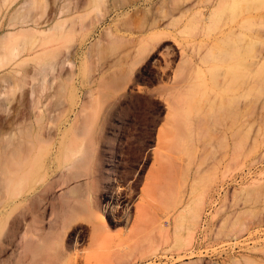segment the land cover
<instances>
[{
  "label": "rangeland",
  "instance_id": "374dc122",
  "mask_svg": "<svg viewBox=\"0 0 264 264\" xmlns=\"http://www.w3.org/2000/svg\"><path fill=\"white\" fill-rule=\"evenodd\" d=\"M2 1L5 6L7 0ZM25 1L15 0L4 11L1 5L0 170L2 159L23 144L30 131L41 141L51 139L53 147L50 155L43 158L39 154L44 161L39 159V166L33 168L43 170L47 165V173L45 169L40 172L47 174V180L32 185L37 180L33 172L39 174L40 169L32 171L33 182L12 200V215L0 234V264H33V254L26 248L30 242L44 246L45 251L37 254L40 258L36 255L43 264H124L127 259L125 264L197 260L196 264H229V260L233 264L237 258L242 259L239 264H245L242 256L264 264V0H31L35 6L21 11ZM191 5L194 9L185 13L190 10L185 6ZM182 6L185 9L177 10ZM17 10L22 13L16 15ZM13 17L15 25L8 27ZM21 22L38 30H54L32 40L43 44L40 50L30 43L36 34L27 41L19 37L17 42H29L30 47L16 42L18 47L28 48L21 53L27 60L6 66L2 37L20 29ZM143 39H148L144 48L149 49L138 57L136 45ZM29 48L38 52L29 55ZM70 88L79 96L76 102L70 101ZM171 108L178 110L177 116ZM78 111L88 114L87 118L82 115L86 121L81 117L85 124L89 122L85 134L79 131L81 122L73 124ZM163 130L175 146L170 166L176 176L157 166L146 182ZM70 140L83 146L93 159L91 187L86 178L63 185L68 172L61 164L64 154L56 155V151L63 148L61 141L69 147ZM74 188L78 189L76 195ZM142 189H146L145 200L140 199ZM89 197L92 216L83 215L85 219L68 230L62 247L72 214L78 207L86 212L83 203ZM161 197L160 209L156 202ZM75 198L77 208L70 206L71 211L75 209L71 214L68 207ZM138 202L147 211L142 220L136 218ZM195 206L203 207L205 216L193 229V254L188 253L193 258L180 260L183 253L173 248L174 237L170 236L175 225H183L187 210ZM14 216H26L27 225L18 229ZM180 216L181 225L176 220ZM103 217L109 230L102 225ZM234 222L244 223L241 226L246 230L218 239V229H229ZM95 224L100 227L96 233ZM199 225L204 229L201 232ZM223 231L218 234L227 232ZM201 234L203 239L197 243ZM164 237L168 239L165 243L161 242Z\"/></svg>",
  "mask_w": 264,
  "mask_h": 264
},
{
  "label": "bare ground",
  "instance_id": "6f19581e",
  "mask_svg": "<svg viewBox=\"0 0 264 264\" xmlns=\"http://www.w3.org/2000/svg\"><path fill=\"white\" fill-rule=\"evenodd\" d=\"M2 1V0H1ZM0 1V2H1ZM6 1V0H5ZM5 1H2L3 3H5ZM15 1V0H14ZM14 1L13 0H7L6 1V3L7 4H9V3H11V4H9V5H7V4H5V6L7 7V8H9L10 6H12L13 5V3H14ZM33 1V0H32ZM35 1V0H34ZM100 2L101 1H103V0H99ZM196 1V0H195ZM223 2V0H219V2L220 3H222ZM9 2V3H8ZM39 3L38 2V0L37 1H35V3ZM218 2V1H217ZM34 2H32L31 3V0H26L23 4H22V6H21V11H22V9H24L25 10V8H28V6H31L32 4L34 5L35 4ZM194 3H196V2H194ZM198 3L200 4V5H198V7L199 6H201V3H200V1H198ZM220 3H218V4H220ZM224 3V2H223ZM204 4V3H203ZM1 5L3 6V4L1 3L0 4V13L2 12V10H1ZM38 5V4H37ZM194 5V4H193ZM195 5H197V3L195 4ZM205 5V4H204ZM5 6H3V11H4V8H5ZM35 6V5H34ZM187 6V5H186ZM185 6V8H188V9H190V10H187V9H185V8H183V6H182V8L180 7V8H177V10H179V9H181L180 11H182L183 9H185L186 11H184L185 13L187 12V13H189L190 11H192L191 10V8L193 7V9H194V6H190V7H186ZM218 6H221V5H218ZM33 7V6H32ZM95 7H97V6H95ZM98 7H99V5H98ZM196 7V6H195ZM216 7V6H215ZM100 8V7H99ZM176 9V8H175ZM216 9V8H215ZM20 10H17L16 11V15H17V13H22V12H20ZM96 10H97V12H99V9H97L96 8ZM100 11H101V9H100ZM195 11H197V10H195ZM194 11V12H195ZM202 11V10H201ZM24 12V11H23ZM14 13V12H13ZM30 13V12H29ZM198 14L200 13V12H197ZM197 13H196V15H197ZM103 14V13H102ZM190 14V13H189ZM188 14V15H189ZM192 14H193V12H192ZM205 14V13H204ZM23 15V14H22ZM201 15V17L203 18L204 17V15H203V13L201 12V14H199V15H197L198 17ZM21 16V15H20ZM101 16V15H100ZM103 16V15H102ZM186 16H187V14H186ZM185 16V17H186ZM191 16V15H190ZM193 16H195L194 14H193ZM192 16V18H191V20L194 18ZM196 16V18L194 19V20H196L198 17ZM207 16H209V15H207ZM200 17V18H201ZM32 18V17H31ZM201 18V19H202ZM17 19V18H16ZM25 19H26V17H23V22L25 21ZM201 19H199V23L198 24H200L201 23V25H202V22L204 21V23L206 22L205 20H203V21H201ZM205 19V18H204ZM39 20H41V19H39ZM208 20V19H207ZM2 21H3V19H2ZM2 21H1V17H0V30L3 28V26H4V24L2 23ZM63 21V20H62ZM197 21H198V19H197ZM201 21V22H200ZM209 21V20H208ZM39 22V21H38ZM61 22V21H60ZM59 22V23H60ZM194 21L192 20V23H193ZM196 22V21H195ZM22 23V22H21ZM33 23V22H32ZM175 23V22H174ZM173 23V24H174ZM23 25V27L21 26V28L20 29H16L15 30V32H8V33H6L3 37H2V43H3V46H4V48H5V51H4V56H3V58L7 61V64H6V66H8V65H11V66H13L14 65V67L15 66H18L20 63H23L24 61H26L27 59H24V57H22V56H24V55H26V54H21L22 53V51H23V53H27V47H30V46H28L29 44V42H27V43H24V41L23 42H21V43H19V42H17L16 40L18 39V41H20L22 38L21 37H23L24 36V38L26 37L27 39L25 40L24 38V40L25 41H27L28 39H30V38H32V37H34V34H36L35 35V37L34 38H32L31 39V41H30V43L32 42V43H36V42H33L34 40H35V38L37 39V38H39V37H37V35L39 34V35H41V37H42V35H46V34H51L52 32V30H54V29H52V28H49V29H46V30H38L37 29V27H32V28H30V27H28V25H24L25 23H22ZM26 24H28L27 22H26ZM15 25V17H13L12 19H11V21H10V23L8 24V27H12V26H14ZM63 25V24H62ZM193 25H195V23L193 24ZM64 26V25H63ZM195 26H197V23H196V25ZM200 26V25H199ZM56 27H58V24L56 25L55 24V28ZM198 27V26H197ZM14 28H16V26L14 27ZM60 28L62 29L63 27H61V25H60ZM9 29H11V28H9ZM57 30H59V27L58 28H56ZM56 29H55V31H56ZM63 30V29H62ZM61 30V31H62ZM235 31L237 32V30L235 29ZM49 32H51V33H49ZM108 32H111V30L110 31H107V33ZM59 33H60V31H59ZM62 34V33H61ZM113 33H110V36L112 35ZM22 35V36H21ZM31 35H33V36H31ZM53 35H55L54 33H53ZM60 35V34H59ZM58 35V36H59ZM108 35H109V33H108ZM44 36H43V38H44ZM64 36V35H63ZM62 36V37H63ZM113 36H114V34H113ZM21 39H20V38ZM29 37V38H28ZM40 37V38H41ZM45 37H47V36H45ZM49 37H50V35H49ZM56 37V36H55ZM59 37H61V36H59ZM57 38V37H56ZM150 38V37H149ZM20 39V40H19ZM34 39V40H33ZM47 39V38H46ZM49 39V38H48ZM61 40H63L62 38H60ZM33 40V41H32ZM40 40V39H39ZM59 40V39H58ZM144 40V39H143ZM148 40V39H147ZM147 40H144V41H142V40H140L141 41V43L139 42V44H137L136 45V47H138V49H142V48H144V46L146 47L147 45L145 44V43H147ZM41 41H44V40H41ZM51 41V40H50ZM16 42H17V44H24L23 46H25V44H27V49L26 48H24V47H18V46H20V45H18L17 46V44H16ZM40 42V41H39ZM45 42H49V41H45ZM44 43V42H43ZM58 43V42H57ZM56 43V44H57ZM37 44V46H36V48L37 49H39L40 50V45L42 46L43 44H40V45H38V43H36ZM50 44V43H49ZM145 44V45H144ZM30 45H32V44H30ZM35 45V44H34ZM141 45H143L142 47H141ZM33 46V45H32ZM45 46H47L48 47V45L46 44ZM45 46H43V48L45 47ZM55 46V45H54ZM34 47V46H33ZM4 48H3V50H4ZM54 48V47H53ZM53 48L51 49V53H53L52 51H53ZM25 49H26V51H25ZM30 49V48H29ZM34 49H35V47H34ZM36 49V51L38 52V50ZM44 49H46V48H44ZM145 49V48H144ZM146 49H149V48H146ZM146 49L145 50H138V53H137V56L138 57H140L141 55H140V53L142 52V53H144V51H146ZM30 50H32V49H30ZM30 50H28V51H30ZM47 50V49H46ZM45 50V51H46ZM35 51V50H34ZM34 51L32 50V52H29L28 54L29 55H31V54H34ZM35 51V53H37ZM45 51H43V52H45ZM140 52V53H139ZM48 54H51V53H49V51L47 52ZM69 53V52H68ZM150 53V52H149ZM27 54V55H28ZM41 54H43V53H41ZM40 54V55H41ZM48 54H43V56L45 57L46 55L48 56ZM33 56H35V55H33ZM39 57V56H38ZM42 57V56H41ZM0 58H2V57H0ZM28 58V57H27ZM36 58V57H35ZM73 58V57H72ZM1 60V59H0ZM29 60V59H28ZM251 60H252V58H251ZM255 61V60H254ZM2 62V61H1ZM137 63H139V62H137ZM252 64H254L253 63V61H252V63H251V65ZM250 65V66H251ZM1 67H5V66H1ZM12 68V67H11ZM43 78V77H42ZM46 79V78H45ZM1 82V81H0ZM7 83V82H6ZM22 83H24V82H22ZM8 84V83H7ZM39 84V83H38ZM27 85V84H26ZM10 86V85H9ZM16 86V85H15ZM20 87V86H19ZM19 87H18V89H19ZM25 88V87H24ZM61 88H64V86L62 85L61 86ZM13 89H15V88H13ZM65 89V88H64ZM70 89H72V88H70ZM66 91H67V89H65ZM15 91V90H14ZM14 91H13V93H14ZM70 91V94L68 93V95H69V98H70V101L72 100H74L75 102H76V100H78L77 98H79V96L77 95V93H76V91L75 90H73L72 89V91L71 90H69ZM12 92V91H11ZM23 93V92H22ZM90 94H88L91 98H92V92H89ZM12 94V93H11ZM24 94V93H23ZM27 94V93H26ZM8 96V95H7ZM7 96H6V98H7ZM10 96V95H9ZM67 96V95H66ZM81 96V95H80ZM88 96V97H89ZM25 97V96H24ZM85 97H87V95H85ZM85 97H84V99H85ZM14 98H15V96H14ZM68 98V99H69ZM18 99H19V97H18ZM10 101V100H9ZM66 101H67V98H66ZM7 102H8V100H7ZM83 102V101H82ZM9 103V102H8ZM70 103V102H69ZM73 103V102H72ZM84 103V102H83ZM82 103V104H83ZM13 104V103H12ZM76 104V106L78 105L77 103H75ZM16 105V104H15ZM70 105H71V103H70ZM85 105V104H84ZM87 105V104H86ZM1 106V105H0ZM6 106V105H5ZM14 106V105H13ZM72 106H75L74 104H72ZM82 107V109L84 108V107H86V106H84L83 107V105H81ZM174 106H177L176 104L174 105ZM6 108V107H5ZM8 108V107H7ZM75 108V107H74ZM77 108V107H76ZM80 108V110H82ZM176 108H178V107H176ZM68 109H69V107H68ZM67 110V109H66ZM66 110L65 111H63L62 113H64V112H66ZM72 110H73V112L74 111H76V110H74L73 108H72ZM84 110H85V108H84ZM83 110V111H84ZM171 111L174 113V115L175 116H177L178 115V110L177 109H175V108H171ZM84 112H86V111H84ZM15 113H17V112H15ZM62 113H61V115L60 116H63L62 115ZM68 113V112H67ZM78 113H79V111H78ZM18 114V113H17ZM65 114V116H66V113H64ZM76 114V113H75ZM74 114V115H75ZM82 115H84V114H82V112H80L79 114H76V117H75V120H77V121H75L73 124H81L82 123V127L81 126H76V125H74V127L76 128V127H81V129L79 130V131H81V133L82 134H85V133H87L88 132V130H89V122H86V123H88V124H85V122H83V120H85L86 121V118L88 117V114L86 115V113H85V117L84 116H82ZM15 116V115H14ZM70 116H72V115H70ZM69 116V117H70ZM81 117H83V120H82V118ZM60 118H63V117H60ZM66 118H68V117H66ZM85 118V119H84ZM64 119V118H63ZM38 120V122H40V119L38 118L37 119ZM56 120V119H55ZM87 121H88V119H87ZM58 122H60L59 121V118H57V120H56V125H57V123ZM77 122H79V123H77ZM81 122V123H80ZM63 123V122H62ZM70 126V125H69ZM68 126V127H69ZM69 129H71L72 130V126H71V128H69ZM68 129V130H69ZM78 129V128H77ZM67 130V131H68ZM60 131V130H59ZM63 131V130H62ZM62 133V132H61ZM65 134V136H66V132H64ZM22 135V134H21ZM25 135H26V133H25ZM64 135H63V137H64ZM23 136V135H22ZM21 136V137H22ZM62 136V135H61ZM79 136H81V135H79ZM21 137H20V141H19V143L21 142ZM24 139H25V141H24V139H23V144L22 143H20L19 145H17L16 146V148L11 152V154H8L5 158H3L2 159V163H3V170H0V176L1 175H3V178H0V234H1V230L3 229L4 230V228H5V226H6V224H7V222H8V220H9V218H10V216L12 215V200L14 201V198H16V197H18V196H20V194H22V191L24 190V187H25V185L26 184H29L30 185V183L31 182H33L32 180H34V178L33 177H37L36 179V181H34L33 182V184L32 185H34L35 183H38V182H45L44 180H47V178L45 177L47 174V170L45 169V167L47 166H45L44 164H46V162L43 164V166H45V167H43L44 169H45V171H46V173L45 174H43V175H40V172L41 171H43V170H41V168H37V169H33V168H35L36 167V165L37 166H39V162L41 161V157H40V155L42 156V155H44L45 154V156L47 155V154H51V151H52V147H53V145L52 146H50L49 144L52 142L53 143V141H51V139L50 140H45V141H41L40 140V138H39V136L37 135H35L33 132H29L28 133V135H26V136H24L23 137ZM35 140H36V142H37V144L38 143H40L39 145H36L35 144ZM62 140V139H61ZM70 141H72V142H74L73 140H70ZM64 142H65V139H64ZM72 142H71V144H72ZM67 143H69L68 144V146L69 147H67L66 148V146L64 145V144H66V143H62V141H61V146H63V148H58L57 149V151H56V155H58V153H61V154H64L63 155V157H62V155H60L61 156V158H63V160L61 161V164H62V166L65 168V170H67V172H68V181L67 182H64L63 183V185L65 186L66 185V183H70V182H73V181H79V180H81V179H83V178H86V179H88L89 181H88V185L87 186H89V187H91L93 184H92V178H93V172H92V170H93V159L91 158V157H89L88 155H87V153H89V152H87V150L83 147V146H81V147H79L78 145H76L75 144V142H74V144H72V146H71V144H70V142H67ZM63 144V145H62ZM27 145V146H26ZM26 146V147H25ZM47 146V148H45ZM49 146V147H48ZM60 146V145H59ZM76 146V147H75ZM65 147V148H64ZM175 149V146L172 144V138L171 137H169V135H168V132H167V130H163V131H161V133H160V136H159V138H158V148H157V150L155 151V153H154V161H153V166H152V169H151V171H150V173H152L153 171H156L157 170V166H163L164 168H165V174H167V173H170L171 172V174L173 173V174H175L174 173V171H175V169H174V167L173 166H170L171 165V152H172V150H174ZM19 154H24L23 155V157H21ZM40 154V155H39ZM55 155V158H57V156ZM48 156V155H47ZM18 157H21V158H18ZM40 157V158H39ZM43 158H44V156H42ZM39 159H40V161H39ZM45 159H47L46 157H45ZM39 161V162H38ZM44 160H42L40 163H42ZM46 161V160H45ZM48 161V160H47ZM56 161H57V159H56ZM51 164H52V162H51ZM56 164V163H55ZM48 167V166H47ZM52 168V167H51ZM50 168V169H51ZM39 169H40V171H39ZM48 169V168H47ZM34 170H38L39 171V174H36L35 172H33L34 174H35V176H33L32 177V175L33 174H31L32 173V171H34ZM44 171V172H45ZM50 172V171H49ZM176 172V171H175ZM42 173V172H41ZM31 174V175H30ZM39 175H40V177H39ZM168 175V174H167ZM166 175V176H167ZM50 176V175H49ZM165 175H164V179L167 181V177H166ZM170 176H172V175H170ZM175 176H176V174H175ZM31 177H32V179H31ZM48 177V176H47ZM151 176H148L147 177V179H146V182L147 181H149V179H151L150 178ZM174 179L176 180V178L174 177ZM172 181H173V178H172ZM171 181V182H172ZM170 182V181H169ZM168 182V183H169ZM171 182H170V184H171ZM173 183H174V181H173ZM29 185H26V186H29ZM63 185H62V188H63ZM60 186V185H59ZM249 187H251V186H249ZM73 188V187H72ZM73 190V192L72 193H74L75 195H76V193H77V190L78 189H76V188H74V189H72ZM145 190L146 189H142V194H141V197H140V199L141 200H145V195H146V192H145ZM254 190V189H253ZM252 189L250 190L251 192H249L248 193V195L250 196L251 194H252V191H253ZM248 191V190H247ZM207 192V191H206ZM205 192V193H206ZM216 192V191H215ZM253 193H256L255 191L253 192ZM207 194V193H206ZM216 194H217V192L215 193V196H216ZM258 195V194H257ZM207 196V195H206ZM200 198H202V197H200ZM205 198V197H204ZM213 198V197H212ZM215 198V197H214ZM203 199V198H202ZM74 200V201H73ZM72 201L74 202V203H72V205L70 204L69 205V207H68V209H70V206H72L73 207V205L75 206L76 205V201H78V199L77 198H75V199H73ZM163 198L161 197L160 198V203H159V207H160V209H161V204H163ZM198 200L200 201V199H197V202H198ZM205 200V199H204ZM217 200V199H216ZM212 201L213 200H210L209 202H211L212 203ZM194 202H195V200H194ZM194 202H192L193 204H194ZM202 202H203V200H202ZM215 202V201H214ZM69 203V202H68ZM199 204L201 203V201L200 202H198ZM198 203H195V205L196 204H198ZM204 203V202H203ZM156 207L158 206V203L156 202ZM190 204V203H189ZM193 204H191L190 205V207L191 206H193ZM204 204H206V203H204ZM214 204V203H213ZM202 205V204H201ZM215 205V204H214ZM208 206V205H207ZM206 206V207H207ZM209 206H211L210 204H209ZM205 207V208H206ZM73 208H77V206H75V207H73ZM73 208H71V209H73ZM83 208L85 209V211L86 212H81V211H78V209H79V207L76 209L77 211H75V209L74 210H72L73 212L75 211V215L74 214H72L73 212L71 211V209L69 210V212L71 211V214H72V216H71V219H73V220H71V222H69L70 224H68L66 227V230H65V232H64V235H63V238H62V240H61V246H62V244H63V242H64V239H65V237H66V234L68 233V230H70V229H72L74 226H76L77 224H79L82 220H84L85 219V217L83 216V215H87V216H92V214H93V212H94V208H93V200H92V198L91 197H89L87 200H86V202H84L83 203ZM209 208H211V207H209ZM209 208H207V210H209ZM188 209V208H187ZM187 209H185V210H187ZM201 210L202 212L204 211L203 210V207H201V208H198V206H197V208H196V206L195 207H192V208H189V210H187V215L185 216V219H183V220H181V216L180 217H178V219H176V220H178L179 221V218H180V220H181V222L183 223V225L182 226H176L175 225V227H176V229L174 228V230H173V234H172V236H170V237H174V240H173V243H172V245H173V248H178L179 249V254H182L183 253V255L182 256H180L179 254V259L180 260H183L184 258H185V260H188L189 259V257L190 258H193V257H191V255L190 256H188V253L190 252V253H192V250H193V246H192V244H193V235H194V231H193V229L195 228V229H197V226H198V224H200V223H202L203 222V218H202V215L204 214V212L202 213L201 211H198V210ZM210 210H212V209H210ZM214 210V209H213ZM198 212H200L199 214H201L200 216H199V214H198ZM211 212V211H210ZM209 212V213H210ZM136 218L138 219V220H142L145 216H146V214H147V211L146 210H144V203L143 204H141V203H137L136 204ZM208 213V212H207ZM206 213V214H207ZM211 214V213H210ZM183 216V215H182ZM199 216V217H198ZM203 216H205V215H203ZM213 216H215V214H213ZM212 216V217H213ZM210 217V216H209ZM212 217H210V220H211V218ZM184 218V217H183ZM26 216H22V217H15L14 216V219H13V224H15V225H17L18 226V229H20V226H22V225H27V223H26ZM175 220V221H176ZM213 220V219H212ZM211 220V221H212ZM226 220V219H225ZM224 220V221H225ZM101 221H102V225L107 229V230H109V227H108V224H107V222H106V219L103 217L102 219H101ZM177 221V223H181L180 221L178 222ZM140 222V221H139ZM206 222V221H205ZM204 222V223H205ZM237 222V221H236ZM236 222H234L235 223V226L237 227V224L238 223H236ZM176 223V222H175ZM181 223V224H182ZM212 223V222H211ZM210 223V224H211ZM222 223H224V222H222ZM221 223V224H222ZM234 223H232V225L234 224ZM241 223V222H240ZM180 224V225H181ZM207 224V223H206ZM224 224H226V223H224ZM201 225V224H200ZM200 225H199V229L201 228L200 227ZM226 225H228V224H226ZM231 225V228H229L228 229V227L226 228V230H225V228H223L225 231H223V229L222 228H220L223 232H226L227 231V229H228V233L226 232V233H219L218 234V232L220 231L221 232V230L220 229H218L219 231L217 232V236H218V239H220V236L222 235H224V237H227L228 235H229V237L230 236H232V237H235V236H237V233L238 232H242V231H245L246 229H242V228H244L243 226H245V224L243 223V224H240V226H239V224H238V226L240 227V229H239V231H238V228L239 227H233ZM241 225H243V226H241ZM207 226V225H206ZM230 226V225H229ZM108 227V228H107ZM179 227V228H178ZM219 227H222V226H219ZM203 228H205V227H203ZM205 229H207V228H205ZM201 230L202 229H200V232H201ZM204 230V229H203ZM202 230V231H203ZM94 231H95V233L96 232H99L100 231V227L97 225V224H95L94 225ZM93 231V232H94ZM208 231V230H207ZM197 232H198V230H197ZM203 233V232H202ZM200 234V233H199ZM228 234V235H227ZM208 235V234H207ZM214 235H216V234H214ZM117 236H119V234L117 235ZM217 236H216V239H217ZM221 236V237H222ZM167 237H169V236H167ZM167 237L165 238L164 237V240L163 241H161V242H163V243H165V242H167L168 241V239H167ZM223 238V237H222ZM197 240V239H196ZM195 240V241H196ZM232 241V240H231ZM197 242V241H196ZM65 243V242H64ZM162 243V244H163ZM239 243V242H238ZM233 244H236V247H237V243H233ZM232 244V245H233ZM239 244H241V243H239ZM65 245V244H64ZM196 245V244H195ZM231 245V244H230ZM240 246V245H239ZM63 247V246H62ZM62 247H61V249H62ZM102 247H104V245L102 246ZM159 247H160V243H159ZM26 248H27V250L31 253V254H33L32 256H33V261H32V263L34 264L36 261H38V262H36V264H41L40 262H42V264H43V260H40V259H38L37 257H39L40 256V254H42V252L43 251H45V250H42V248L44 249V246H42L39 242H37V243H35V242H30V243H28L27 244V246H26ZM100 248H101V246H100ZM234 248H235V245H234ZM233 248V249H234ZM42 251V252H41ZM64 251V250H63ZM40 253V254H39ZM195 253V252H194ZM37 254H39V256L37 255ZM62 254V253H61ZM193 254V253H192ZM36 255H37V257H36ZM177 255V256H178ZM62 256V255H61ZM60 256V257H61ZM196 256V255H195ZM194 256V257H195ZM127 258H128V256H126ZM131 257V256H130ZM40 258V257H39ZM231 258V257H230ZM230 258H228V260L230 259ZM240 258H243V261H244V263L246 264H252L253 262L254 263H257L256 261H254L253 259H252V257H250V256H242V257H240ZM38 259V260H37ZM56 259H58V258H56ZM61 259V258H60ZM59 260V259H58ZM57 260V263H62V261L64 260V259H62V260H60V262ZM126 260V259H125ZM128 260V259H127ZM127 260H126V262H127ZM130 260V259H129ZM132 260V259H131ZM190 260V259H189ZM226 261L225 263H227V262H229V264H231V261L232 260H229V261ZM240 260H242V259H239V258H237L235 261H238V262H232L233 264H239V261ZM35 261V262H34ZM120 261V260H119ZM202 261V260H201ZM201 261H199V262H201ZM242 261V262H243ZM123 262H125V261H123ZM125 262V263H126ZM131 262V261H130ZM196 262L198 263V260L197 261H195V262H191V263H185V261H184V263H182V264H196ZM120 263V262H119ZM124 263V264H125ZM253 263V264H254ZM62 264H69V263H67V262H63ZM120 264H123L122 263V261H121V263ZM129 264V263H128ZM159 264V263H158ZM240 264H242L241 262H240ZM258 264V263H257Z\"/></svg>",
  "mask_w": 264,
  "mask_h": 264
},
{
  "label": "crops",
  "instance_id": "0c3cea01",
  "mask_svg": "<svg viewBox=\"0 0 264 264\" xmlns=\"http://www.w3.org/2000/svg\"><path fill=\"white\" fill-rule=\"evenodd\" d=\"M152 166H153V163H152V165H151V167H150V169H149V171L147 172V176H146V179H147V177L149 176V174H150V171H151V169H152ZM144 182H145V180H144ZM143 182V185H142V188H143V186H144V183ZM157 205V204H156ZM158 205H159V203H158Z\"/></svg>",
  "mask_w": 264,
  "mask_h": 264
},
{
  "label": "built area",
  "instance_id": "2783aa9c",
  "mask_svg": "<svg viewBox=\"0 0 264 264\" xmlns=\"http://www.w3.org/2000/svg\"><path fill=\"white\" fill-rule=\"evenodd\" d=\"M203 239V235L201 234L200 236H198V241L197 243H200ZM196 251V248L194 249ZM158 262V261H157Z\"/></svg>",
  "mask_w": 264,
  "mask_h": 264
}]
</instances>
